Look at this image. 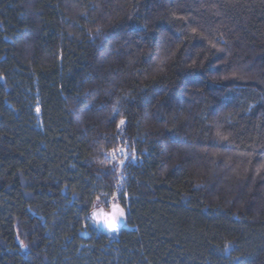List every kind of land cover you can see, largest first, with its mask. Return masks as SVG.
Instances as JSON below:
<instances>
[{"label":"trees","instance_id":"16d2710c","mask_svg":"<svg viewBox=\"0 0 264 264\" xmlns=\"http://www.w3.org/2000/svg\"><path fill=\"white\" fill-rule=\"evenodd\" d=\"M0 264H264V0H0Z\"/></svg>","mask_w":264,"mask_h":264},{"label":"rangeland","instance_id":"374dc122","mask_svg":"<svg viewBox=\"0 0 264 264\" xmlns=\"http://www.w3.org/2000/svg\"><path fill=\"white\" fill-rule=\"evenodd\" d=\"M130 155V151L128 146H124L121 151L115 156L116 159L119 160H126ZM122 191L118 192V195H121ZM96 221L98 225L101 227H105L107 229L115 228L117 224H120L121 220V213L118 211V209H114L112 211L107 210H101L98 211L95 215ZM109 223L114 224V227H109Z\"/></svg>","mask_w":264,"mask_h":264},{"label":"snow or ice","instance_id":"6c2138e0","mask_svg":"<svg viewBox=\"0 0 264 264\" xmlns=\"http://www.w3.org/2000/svg\"><path fill=\"white\" fill-rule=\"evenodd\" d=\"M37 111H39V109H37ZM121 124H123L124 123V121L123 120H121V122H120ZM121 164H123V161H121L120 162ZM109 227H114V224H112V223H109Z\"/></svg>","mask_w":264,"mask_h":264},{"label":"water","instance_id":"95a60500","mask_svg":"<svg viewBox=\"0 0 264 264\" xmlns=\"http://www.w3.org/2000/svg\"><path fill=\"white\" fill-rule=\"evenodd\" d=\"M119 225H122V223H120Z\"/></svg>","mask_w":264,"mask_h":264}]
</instances>
